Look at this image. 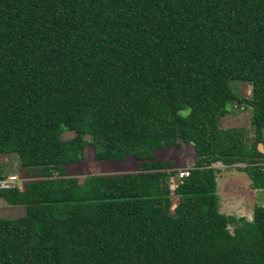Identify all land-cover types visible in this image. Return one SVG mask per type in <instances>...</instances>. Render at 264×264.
<instances>
[{"label":"trees","instance_id":"trees-1","mask_svg":"<svg viewBox=\"0 0 264 264\" xmlns=\"http://www.w3.org/2000/svg\"><path fill=\"white\" fill-rule=\"evenodd\" d=\"M227 103L250 108L251 146L219 128ZM182 144L173 184L156 152ZM0 155L31 176L0 189L25 209L0 219V264H264V206L221 213L213 166L264 190V0H0Z\"/></svg>","mask_w":264,"mask_h":264},{"label":"rangeland","instance_id":"rangeland-1","mask_svg":"<svg viewBox=\"0 0 264 264\" xmlns=\"http://www.w3.org/2000/svg\"><path fill=\"white\" fill-rule=\"evenodd\" d=\"M231 89L239 100L249 99L250 86L239 81L230 83ZM226 114L219 121L221 129H239L242 131L243 142L247 146L253 144L251 127V110L244 103H227ZM73 133L63 131L61 139L70 140ZM159 158L171 159L177 166V170L191 166L194 160L191 145L182 144L180 149L166 148L156 152ZM0 166L4 174H15L19 178L18 188L22 189L25 183L31 179L28 175H23V171L18 167V161L14 157L8 159L7 155H0ZM241 166V165H238ZM136 162L127 159L124 162L100 164L93 161H84L79 165L68 166L66 170L75 175L80 181L87 175L97 174H117L134 170ZM219 173L216 175V194L218 196V207L221 213L250 219L254 205L264 206V193L256 192L250 187V180L247 176L235 169L224 170V166H215ZM176 170V171H177ZM23 173V174H22ZM33 178V177H32ZM177 178L172 179L173 184ZM264 191V190H263ZM232 213V214H231ZM25 214L23 206H11L0 199V219H16Z\"/></svg>","mask_w":264,"mask_h":264},{"label":"built area","instance_id":"built-area-1","mask_svg":"<svg viewBox=\"0 0 264 264\" xmlns=\"http://www.w3.org/2000/svg\"><path fill=\"white\" fill-rule=\"evenodd\" d=\"M213 166H222L220 163L214 164ZM189 167L181 168L177 170L175 177L178 179L183 178L188 175ZM19 178L15 174L6 175L3 178H0V189H6L10 187L17 186Z\"/></svg>","mask_w":264,"mask_h":264},{"label":"crops","instance_id":"crops-1","mask_svg":"<svg viewBox=\"0 0 264 264\" xmlns=\"http://www.w3.org/2000/svg\"><path fill=\"white\" fill-rule=\"evenodd\" d=\"M8 157V159H12L14 156H12V155H8L7 156ZM15 159H16V157H14ZM5 175H8V174H5ZM257 193L258 192H262V193H264V191L263 190H260V189H257V190H255ZM223 214H225V213H223ZM232 214V213H231ZM225 215H230V213H228V214H225ZM233 215H235V216H238L236 213H233ZM238 217H241V216H238ZM247 219V218H246ZM249 220V219H248Z\"/></svg>","mask_w":264,"mask_h":264}]
</instances>
